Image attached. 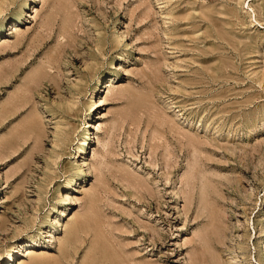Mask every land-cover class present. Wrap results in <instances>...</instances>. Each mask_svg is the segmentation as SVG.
I'll return each mask as SVG.
<instances>
[{
    "label": "rangeland",
    "instance_id": "rangeland-1",
    "mask_svg": "<svg viewBox=\"0 0 264 264\" xmlns=\"http://www.w3.org/2000/svg\"><path fill=\"white\" fill-rule=\"evenodd\" d=\"M25 1L0 0V264L95 237L99 264H264V0Z\"/></svg>",
    "mask_w": 264,
    "mask_h": 264
},
{
    "label": "bare ground",
    "instance_id": "bare-ground-1",
    "mask_svg": "<svg viewBox=\"0 0 264 264\" xmlns=\"http://www.w3.org/2000/svg\"><path fill=\"white\" fill-rule=\"evenodd\" d=\"M27 2H28L27 0L24 2V3H26L25 5H27ZM95 103H92V106ZM89 125H91V124H89ZM86 139H87V133H86V137L83 139V143H81L82 145L86 143V141H85ZM80 227H81L80 224H77V225L70 227L67 237L61 241L59 249H60V253L63 255L64 258H66L68 256L69 249L72 248V246H74L75 239L77 237L76 235H77ZM103 247L104 246L102 245L101 239L99 237H95L92 245L90 246L89 257H88V260L85 264H99L100 263V259H99L100 254L102 257H104V253L102 251L104 249ZM12 251H14L13 245H9V247L6 248L5 252H4V254L7 256L6 258L10 257ZM4 254L0 253V257ZM29 264H42V262L40 260L35 259V260H31V262ZM49 264H60V262H59V260H53V262L49 263ZM115 264H120V263L116 262Z\"/></svg>",
    "mask_w": 264,
    "mask_h": 264
}]
</instances>
